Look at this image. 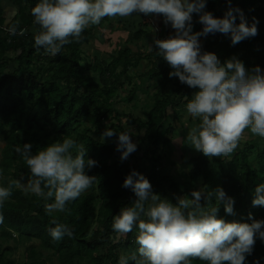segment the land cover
Instances as JSON below:
<instances>
[{"label": "trees", "instance_id": "1", "mask_svg": "<svg viewBox=\"0 0 264 264\" xmlns=\"http://www.w3.org/2000/svg\"><path fill=\"white\" fill-rule=\"evenodd\" d=\"M12 1L15 9L9 19L0 5V186L30 177L14 151L16 145L25 142H30L35 151L68 136L87 148V156L97 161V166L87 170L96 177L95 184L69 204L70 214H54L75 234L74 238L65 237L59 242L48 234L53 217L45 213L44 201L13 186L12 196L0 207L4 217L0 223V264H117L122 253H135L137 230L117 237L111 229L113 215L135 199L130 189L122 187L124 177L133 169L150 181L155 193L173 203V194L190 195L193 189L219 186L233 198L235 215L226 214L221 204L218 216L226 221L251 223V213L253 219L264 220V207L251 203L255 186L264 182V144H259L260 138L250 140L248 134L228 161L208 159L190 147L186 168L171 170L168 163L162 162L175 131L168 111L171 120L179 119L176 109L186 106L183 96L190 98L195 90L181 84L178 78H170L168 64L148 48L140 53L136 47L133 51L129 46L117 45L109 56L99 50L92 57L85 56L81 52L84 46L93 40L101 42L105 36L109 38L115 28L108 17L85 29L81 40L65 45L60 55H44L42 49L33 46L30 9L38 0ZM231 4L243 11L249 23L253 18L258 21V34L234 46L228 36L209 35L201 38L203 50L214 52L222 62L236 56L248 68L258 65L264 69V0H231ZM227 7L225 0H207V10L215 16H222ZM143 17L140 15L144 20ZM117 21L122 29H127V19L117 17ZM196 21L193 14L194 31L201 28ZM17 22L19 28L27 30L25 35H9V26ZM138 22L141 21L133 24ZM145 34L141 23L131 30L126 43L140 40ZM141 59H147L146 67L133 72L139 69ZM134 78L154 80V91L149 95L152 103L143 117L121 113L115 107V97L124 85L129 86L130 100L136 98L137 91H146ZM121 117L125 118L124 125ZM107 119L113 120L107 125ZM105 128L136 131L138 156L131 154L121 161L115 137L101 143L100 133ZM163 128L169 136H162ZM141 159L145 165L140 164ZM19 248L24 257L16 259L13 254ZM255 261L264 264V242L260 239L246 264ZM192 264L204 262L193 260Z\"/></svg>", "mask_w": 264, "mask_h": 264}, {"label": "clouds", "instance_id": "2", "mask_svg": "<svg viewBox=\"0 0 264 264\" xmlns=\"http://www.w3.org/2000/svg\"><path fill=\"white\" fill-rule=\"evenodd\" d=\"M228 7L222 16L207 10V0H38L31 9L33 46L44 55L55 57L65 45L79 42L85 29L98 25L105 17L115 19L132 14L162 17L172 34L152 37L148 51H155L170 67V78L194 89L184 95L186 112L198 121L187 132L185 144L208 159L230 160L240 142L251 134L264 139V69L251 68L236 56L223 62L211 51L203 50L201 38L217 33L230 37L234 46L258 34V21L249 23L243 11ZM193 14L200 30H193ZM237 17L239 18L237 22ZM158 29L153 28V32ZM26 29L11 24L9 35L23 36ZM102 142L115 137L120 160L137 151L133 131L116 132L105 128ZM30 172L22 182L0 186V207L12 196L13 186L44 201L52 216L48 234L55 242L74 238V230L54 217L70 214L69 204L93 187L96 177L87 170L97 161L87 156V148L68 136L33 151L30 142L14 147ZM122 187L135 199L113 215L111 229L117 237L135 228L136 251L122 253L117 264H246L257 239L264 242V220L251 223L226 221L218 216L220 205L235 215L234 200L222 187L193 189L190 195H174L175 203L155 193L150 181L135 169L127 174ZM203 201V203H201ZM251 203L264 207V182L253 190ZM4 217L0 213V223ZM254 264H259L255 261Z\"/></svg>", "mask_w": 264, "mask_h": 264}, {"label": "rangeland", "instance_id": "3", "mask_svg": "<svg viewBox=\"0 0 264 264\" xmlns=\"http://www.w3.org/2000/svg\"><path fill=\"white\" fill-rule=\"evenodd\" d=\"M0 4L2 5V7L4 8V13L5 16L9 19L12 15L14 9V4L12 0H1ZM15 8V7H14ZM140 15L142 14H132L131 16L127 17L128 20V27H127V32L125 33V36L121 35L120 32L118 31H110V36L109 38H107L106 36L104 37L105 39H102V41H96V40H91L92 42H90L89 45L84 46L82 48V53L85 56L88 57H92V55H94L95 51H100L101 54H103V56H109V54L114 53V48L116 47V45H119L118 42L125 40L127 37L129 36L127 35L128 32H131V30H133L134 28H138L139 25L142 23V27L144 28L145 33L147 34H151L152 32V26L150 25V22H161V25L164 26L165 30L164 33H169L172 34V29L170 27V32L168 31L169 26H165L162 23V17L159 16H153L150 15L149 17H151V19H149L150 21H148L147 17L148 16H144V20L140 18ZM124 18V17H122ZM154 19V20H153ZM111 21H115L114 24L115 26H118L122 29L120 23H118L117 18L115 19H111ZM138 20H140L141 22H138V24H133L135 22H137ZM152 20V21H151ZM111 21H109V23L111 24ZM158 23V22H157ZM105 32H107V29H105ZM113 32V33H112ZM130 43V42H129ZM136 43V42H135ZM131 45H134V41H132V43H130ZM145 48V47H144ZM143 48V50H144ZM147 50V49H146ZM108 53V54H107ZM144 62L147 63V59H144ZM141 69V65L139 67V69H137V71H133V72H138V70ZM133 70V69H132ZM136 81H138V83L140 84L141 88H146V91L141 90V91H137L136 93V98L133 100L127 99V95L129 92V86L128 85H124L123 88L120 89V91L117 94V97H115V107L116 109L121 112V113H127V112H131L133 115H136L138 117H143V114L146 112L147 109L150 108L152 100L150 98L149 95L152 94V92L154 91V86L152 85V82H154V80L150 79V80H146V79H140L137 80V78H134ZM144 92V93H143ZM145 105V106H144ZM144 107L146 108V110L144 109ZM176 112L179 113V119L177 120H171V111H168V118H169V122L175 127V131L173 132L172 135H170L171 140L170 143L168 144L169 146L166 148V155L167 157L164 158V160L162 161L163 163H170L172 164V170H181L186 168V158L188 156L191 155V152H189V146H187L185 144V138L187 135L188 130L196 123H198L196 120H191V116L188 115V113L186 112V107H177ZM121 122L122 125H124V117H121ZM113 119H107L105 120V123L108 125L109 123L112 122ZM115 121V120H114ZM113 121V122H114ZM161 134L162 136L166 137V132L165 129H161ZM137 133L136 131H133V142H135L137 144V140H136V136ZM169 136V135H167ZM250 140H254L255 138H259L256 136H252L251 134H249ZM100 139V137H98ZM102 139V138H101ZM257 140V139H255ZM261 141H259V144H264V139H261ZM263 140V141H262ZM242 142V141H241ZM242 144V143H241ZM3 146V142L0 139V149ZM143 149H144V144L142 145ZM138 152L139 150L135 151L134 156H138ZM169 161V162H168ZM141 165H145V160L141 159V161H139ZM148 164V163H147ZM169 168V167H168ZM170 170V169H169ZM18 179H16L15 181H17ZM1 242V240H0ZM10 243V242H9ZM23 249L19 248L16 250V252L13 254V256L17 259V258H23L24 254H23ZM55 263V261H54Z\"/></svg>", "mask_w": 264, "mask_h": 264}, {"label": "crops", "instance_id": "4", "mask_svg": "<svg viewBox=\"0 0 264 264\" xmlns=\"http://www.w3.org/2000/svg\"><path fill=\"white\" fill-rule=\"evenodd\" d=\"M1 2V1H0ZM1 5V4H0ZM2 6V5H1ZM13 9H15L14 7H13ZM13 13H14V11H12ZM122 19H127V17H124V18H122ZM147 19H148V21H150L149 19H151V17H147ZM154 20V19H153ZM152 21V20H151ZM113 23L115 22L114 20L112 21ZM158 22V23H157ZM157 22H150V25L152 26V32H151V34H145L140 40H133L134 41V45H131L130 43L128 44V43H126V39L128 38V36H126L127 38L125 39V40H123V41H120V42H118V44L119 45H121V46H129V47H131L132 49H133V51L134 50H136V48H138V52H144L147 48H149V45H151L152 44V37H153V35H155V36H157V37H159V38H164V37H166V36H168V35H170L168 32L167 33H164V30H165V28H164V26L163 25H161V22H159V21H157ZM115 24V23H114ZM116 25V24H115ZM153 28H155V29H158L157 31H155V32H153ZM105 30V29H104ZM134 30V29H133ZM132 30V31H133ZM113 31H118V32H120L121 33V35L123 36H125V33L128 31L127 29H121L120 27H118V26H115V28L113 29ZM168 31L170 32V26H169V29H168ZM113 33V32H112ZM129 33L130 32H128L127 33V35H129ZM111 35V34H110ZM109 35V36H110ZM136 42V43H135ZM117 46V45H116ZM136 47V48H135ZM145 47V48H144ZM143 48H144V50H143ZM146 62H144V59H141L140 61H139V65H141V70H144V68L146 67ZM140 67V66H139ZM134 71H137V70H134ZM145 106V105H144ZM144 109L146 110V108L144 107ZM165 155H166V153H165ZM169 162V161H168ZM166 164H167V162H166ZM168 165H170V168H171V165L172 164H170V163H168ZM172 170V169H171ZM176 170V169H175Z\"/></svg>", "mask_w": 264, "mask_h": 264}]
</instances>
